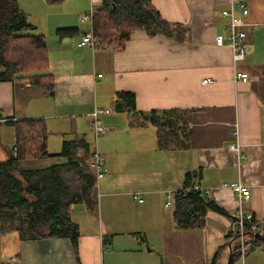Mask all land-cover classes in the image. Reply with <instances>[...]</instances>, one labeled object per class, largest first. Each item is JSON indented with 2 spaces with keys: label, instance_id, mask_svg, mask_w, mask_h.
I'll use <instances>...</instances> for the list:
<instances>
[{
  "label": "crops",
  "instance_id": "obj_1",
  "mask_svg": "<svg viewBox=\"0 0 264 264\" xmlns=\"http://www.w3.org/2000/svg\"><path fill=\"white\" fill-rule=\"evenodd\" d=\"M16 1L33 26L29 32L46 40L54 87L50 94L27 78L0 81V159L14 143L7 117L42 119L49 153L59 154L65 140L86 139L103 156L106 172L96 181L94 209L71 205L80 234L77 258L66 238L19 240L8 232L0 233V264H210L217 249L216 264H229L226 235L238 203L222 184L249 186L244 209L264 220V0H242L248 14L244 58L237 62L229 45L214 42L226 29L221 11L229 0H151L165 20L187 27L188 39L176 43L137 29L119 49L79 45L91 30L80 17L102 0ZM237 72L247 73V81L235 79ZM121 92L133 93L134 110L115 109ZM96 107L110 109L100 115L108 132L97 140L90 114ZM171 110L178 136L161 149L149 115ZM5 127L8 140L1 135ZM235 131L238 153L228 149ZM64 160L45 156L21 166ZM187 172L226 213L208 210L201 227L178 229L166 194L184 186ZM232 264H264V248L250 247Z\"/></svg>",
  "mask_w": 264,
  "mask_h": 264
},
{
  "label": "trees",
  "instance_id": "obj_2",
  "mask_svg": "<svg viewBox=\"0 0 264 264\" xmlns=\"http://www.w3.org/2000/svg\"><path fill=\"white\" fill-rule=\"evenodd\" d=\"M26 19L16 0H0V81L28 78L17 74L24 72L29 76L33 72V82L51 94L54 86L51 75L46 71V40L41 34L29 32L33 26ZM137 29L163 35L176 43L188 39L187 27L165 20L151 0H102L91 21L97 45L113 49L122 48L130 33ZM59 31L58 34L64 35L69 30ZM17 52L29 57L28 60L21 57L15 60ZM134 97L129 92L117 93L115 109L134 110ZM174 113L173 110L150 112L149 120L155 125L157 143L161 149H167L174 136H178V123L169 119ZM5 122L14 128V143L7 148L6 158L0 159V233L14 232L19 240L66 238L77 258L80 234L77 223L70 216L71 205L81 203L88 210L97 205L90 144L82 138L65 140L59 154H51L47 150L48 132L42 119L12 120L7 117ZM182 134L187 137L185 131ZM45 156L64 157L65 160L41 168L21 166L23 160ZM193 177L191 172H187L183 187L191 186ZM208 210L226 213L196 190L177 197L173 211L176 227H201ZM232 217L234 220L235 217ZM251 222L256 225L255 233L260 235L251 242L250 247L264 248V220L252 218ZM251 231L250 224L246 222L245 234ZM237 235L231 231L226 235L231 243L229 264L237 258L231 254L238 245ZM219 253L220 249H217L210 264H216Z\"/></svg>",
  "mask_w": 264,
  "mask_h": 264
},
{
  "label": "built area",
  "instance_id": "obj_3",
  "mask_svg": "<svg viewBox=\"0 0 264 264\" xmlns=\"http://www.w3.org/2000/svg\"><path fill=\"white\" fill-rule=\"evenodd\" d=\"M98 7L95 5H91L88 11L80 17L81 21H92L94 15L97 11ZM239 11V14L236 13ZM248 14V9L245 6L242 0H229L228 7L221 11V15L228 18V23L226 29L223 33L217 34L214 38V42L216 45H224L227 44L231 47L232 52V60L233 62L240 61L244 58V44L243 37L244 33V25L246 23V16ZM88 45L92 48H95L97 45L96 40L92 34V30L88 31L84 34L79 42V45ZM101 74H98L100 76ZM237 80L247 81L248 76L247 73L237 72L236 78ZM110 112V109L107 108H94L91 114V128L92 134L95 140L104 136L109 127L102 121L100 118L101 114H107ZM237 133L234 132V142L229 143L228 149L234 152L239 151V144L236 142ZM92 167L94 169L96 181L100 180L105 175L106 169L104 167V160L101 153L97 150H93L92 154ZM224 187H229L233 190L238 207L234 213V220H232V225L229 231L237 233V248L236 250H232L231 254L236 257H244L248 250L250 249L251 242L256 238L255 229L256 225L251 222L252 218H254L253 214L250 211L244 209V202L250 198V188L245 185L241 181L237 180L236 182L223 183ZM197 191L202 196H208L209 190L206 188H202L197 182H194L189 187H182L173 192H169L166 194L165 206H169L175 202V199L179 196H184L190 191ZM249 223L252 231L250 234L246 235L245 223ZM15 260V258H13Z\"/></svg>",
  "mask_w": 264,
  "mask_h": 264
},
{
  "label": "rangeland",
  "instance_id": "obj_4",
  "mask_svg": "<svg viewBox=\"0 0 264 264\" xmlns=\"http://www.w3.org/2000/svg\"><path fill=\"white\" fill-rule=\"evenodd\" d=\"M18 57H21L22 59H24V60H28V58H27V56H25V55H20V54H18V52L16 53V56H14V59L15 60H17L18 59ZM19 66H23L22 64H19ZM21 74L20 75H22V76H26V77H28L27 79H28V83L30 82V83H34L33 82V80L31 79V75H33V74H31V73H33V72H29L30 74H29V76H28V73H24V72H20ZM37 74H40L41 72H36ZM35 73V74H36ZM17 75H19V74H17ZM25 81V80H24ZM35 84V83H34ZM8 129H9V127H5V128H3V131L1 132V135L2 136H4L7 140L9 139V136H8V134L7 133H9L8 132ZM41 164V163H40ZM9 249H11V247H8ZM9 256V254L7 253L6 254V256H4V258L6 257H8Z\"/></svg>",
  "mask_w": 264,
  "mask_h": 264
},
{
  "label": "water",
  "instance_id": "obj_5",
  "mask_svg": "<svg viewBox=\"0 0 264 264\" xmlns=\"http://www.w3.org/2000/svg\"><path fill=\"white\" fill-rule=\"evenodd\" d=\"M0 116H1V113H0ZM260 234L257 232L255 233V236L258 237ZM228 263H229V260H228Z\"/></svg>",
  "mask_w": 264,
  "mask_h": 264
}]
</instances>
